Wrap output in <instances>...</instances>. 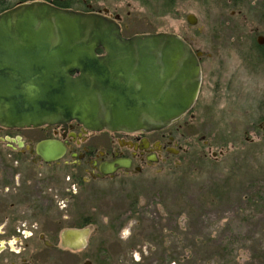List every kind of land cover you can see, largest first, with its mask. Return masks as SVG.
I'll use <instances>...</instances> for the list:
<instances>
[{
    "label": "rangeland",
    "instance_id": "374dc122",
    "mask_svg": "<svg viewBox=\"0 0 264 264\" xmlns=\"http://www.w3.org/2000/svg\"><path fill=\"white\" fill-rule=\"evenodd\" d=\"M173 10L160 27L206 50L205 66L225 65L232 90H217L218 77L205 80L189 131H180L189 152L160 174L153 168L96 180L77 187L64 207L75 189L67 191V168L31 165V175L56 186L47 187L54 209L37 214L41 225L21 215L33 237L23 241L31 243L26 254L42 248L41 233L56 238L89 220L88 246L64 264H264V121L247 131L249 113L264 117V63L252 49V33L264 35V0H176Z\"/></svg>",
    "mask_w": 264,
    "mask_h": 264
},
{
    "label": "water",
    "instance_id": "95a60500",
    "mask_svg": "<svg viewBox=\"0 0 264 264\" xmlns=\"http://www.w3.org/2000/svg\"><path fill=\"white\" fill-rule=\"evenodd\" d=\"M188 20L197 22L194 15ZM200 87L199 62L176 35L125 38L113 21L45 4L0 15V127L75 121L95 132L160 131L193 108ZM37 152L51 163L66 150L46 141ZM87 235L63 236L79 248Z\"/></svg>",
    "mask_w": 264,
    "mask_h": 264
},
{
    "label": "flooded vegetation",
    "instance_id": "af4514ba",
    "mask_svg": "<svg viewBox=\"0 0 264 264\" xmlns=\"http://www.w3.org/2000/svg\"><path fill=\"white\" fill-rule=\"evenodd\" d=\"M125 1H127L126 4ZM175 3L176 0H0V15L21 6L45 4L58 10L94 15L113 21L120 26L125 38L157 34L176 35L191 47L201 70V87L195 106L182 119L161 131L128 133L104 130L95 132L75 121L66 126L56 125L30 129L0 127V140L3 143L0 144L6 147H3L5 150L0 149V264H64V261L74 259L77 252L84 250L89 244L92 231L91 222L81 220L80 227L71 226L56 238L49 233H41L39 240L42 248L40 249L37 245L26 254L30 250L31 243L23 244V241L32 240L33 237L31 238V231L26 229L28 222L24 221L21 215L27 214L26 218L29 221L34 220L41 225L38 222L41 217L37 214L54 209V199L46 195L47 187L49 185L53 191L52 189L56 186L55 180L47 179L40 173L31 175L29 172L31 165L46 169L48 166L63 164V169L67 168L64 175H71L67 178L69 188L67 191L70 192L74 187L77 192L74 193V189L72 191L74 194L68 193L67 198L63 199L64 207L69 206L72 199L73 201L76 199L79 191L77 187L80 186L85 190L86 186H90L96 180H108L119 175L142 173L153 168H159L160 174L168 164L172 165V158L175 159L183 152L186 154L189 152L186 148L184 151L185 135L182 132L189 131L190 125L187 120L194 118L193 114L198 108L205 80L210 81L213 77H218L217 90H232L233 81L225 79L227 76L225 65L224 67L217 65L207 67V64L205 66L206 50L204 51L190 39L173 33L170 29L160 27L161 21L173 19ZM190 15L192 14L187 16L188 23ZM197 24L198 20L192 26ZM129 30L134 33L130 34ZM252 34L255 38L252 49L257 51L260 62L264 63V35L258 31ZM214 53L217 54L219 51ZM98 54H102V51L99 50ZM221 60L223 62V59ZM258 74L260 72L255 74V79ZM208 76L210 78H207ZM248 120L249 124L252 122L247 129L250 131L258 122L264 121V117L261 115L256 117L253 114L250 116L249 113ZM260 126L264 128L263 125ZM232 131H237L235 125L232 126ZM46 141L64 146L65 155L57 161L46 162L37 152L39 145ZM119 161L124 163L122 168L117 164ZM109 166L111 168L113 166L115 170L104 175L102 169L109 170ZM28 213L34 214L33 219L29 218ZM7 224L11 225V228ZM17 225L20 227L17 228ZM87 229L88 235L79 248H73L64 239L63 235L66 231ZM17 244L21 245L20 253L15 252L14 247ZM87 263L93 264L90 260L83 264Z\"/></svg>",
    "mask_w": 264,
    "mask_h": 264
},
{
    "label": "bare ground",
    "instance_id": "6f19581e",
    "mask_svg": "<svg viewBox=\"0 0 264 264\" xmlns=\"http://www.w3.org/2000/svg\"><path fill=\"white\" fill-rule=\"evenodd\" d=\"M73 246V245H72Z\"/></svg>",
    "mask_w": 264,
    "mask_h": 264
}]
</instances>
